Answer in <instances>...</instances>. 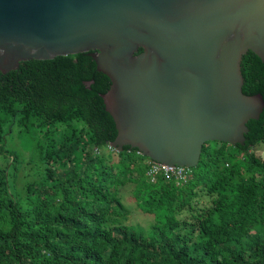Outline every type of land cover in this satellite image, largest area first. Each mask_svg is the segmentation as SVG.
Listing matches in <instances>:
<instances>
[{
    "label": "trees",
    "instance_id": "16d2710c",
    "mask_svg": "<svg viewBox=\"0 0 264 264\" xmlns=\"http://www.w3.org/2000/svg\"><path fill=\"white\" fill-rule=\"evenodd\" d=\"M241 72L243 94L264 100V62L248 52ZM110 84L89 53L0 73V264H264V110L243 146L203 145L191 179L152 181L136 149L109 147ZM13 135L29 141L27 160L7 147ZM26 164L37 179L20 196ZM125 186L150 230L123 223Z\"/></svg>",
    "mask_w": 264,
    "mask_h": 264
},
{
    "label": "water",
    "instance_id": "95a60500",
    "mask_svg": "<svg viewBox=\"0 0 264 264\" xmlns=\"http://www.w3.org/2000/svg\"><path fill=\"white\" fill-rule=\"evenodd\" d=\"M248 52L264 62V0H0L2 75L89 53L111 83L109 147L169 168L197 167L209 142L245 144L264 110L242 92Z\"/></svg>",
    "mask_w": 264,
    "mask_h": 264
},
{
    "label": "rangeland",
    "instance_id": "374dc122",
    "mask_svg": "<svg viewBox=\"0 0 264 264\" xmlns=\"http://www.w3.org/2000/svg\"><path fill=\"white\" fill-rule=\"evenodd\" d=\"M6 145L9 149L15 151L16 154H19L22 159H28V153L31 150V146L27 139L16 137V135H13L12 137L9 136L6 141ZM254 152L258 156H260L261 159H264L263 146L254 150ZM30 166L31 165L29 164L24 165V168H22V170L18 174L16 180L14 181V184L12 183V185H14V190L16 188L20 196L24 195L23 187L25 186V183L37 179V177L35 176V169ZM131 190L132 186H125L119 189V193L122 196V202L127 207L129 212V214L122 221L127 226H131L136 229H142L143 231H148L153 224V219L151 216L143 214L136 207L135 201L133 200L131 195ZM190 229L191 227L188 230L185 229L183 233H186Z\"/></svg>",
    "mask_w": 264,
    "mask_h": 264
},
{
    "label": "built area",
    "instance_id": "2783aa9c",
    "mask_svg": "<svg viewBox=\"0 0 264 264\" xmlns=\"http://www.w3.org/2000/svg\"><path fill=\"white\" fill-rule=\"evenodd\" d=\"M149 169L147 175L152 181L155 180L156 175L163 174L166 178L173 177L179 183L180 181L186 182L192 178V173L190 169L184 167H166L157 163L148 161Z\"/></svg>",
    "mask_w": 264,
    "mask_h": 264
},
{
    "label": "clouds",
    "instance_id": "9594fccd",
    "mask_svg": "<svg viewBox=\"0 0 264 264\" xmlns=\"http://www.w3.org/2000/svg\"><path fill=\"white\" fill-rule=\"evenodd\" d=\"M148 161H150L149 159H148ZM152 162V161H151ZM154 163V162H153ZM185 168V167H184Z\"/></svg>",
    "mask_w": 264,
    "mask_h": 264
}]
</instances>
